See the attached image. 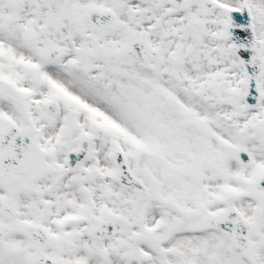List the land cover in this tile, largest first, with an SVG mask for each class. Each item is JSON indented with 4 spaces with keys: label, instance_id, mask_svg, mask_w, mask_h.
<instances>
[{
    "label": "snow or ice",
    "instance_id": "obj_1",
    "mask_svg": "<svg viewBox=\"0 0 264 264\" xmlns=\"http://www.w3.org/2000/svg\"><path fill=\"white\" fill-rule=\"evenodd\" d=\"M0 264H264V0H0Z\"/></svg>",
    "mask_w": 264,
    "mask_h": 264
}]
</instances>
